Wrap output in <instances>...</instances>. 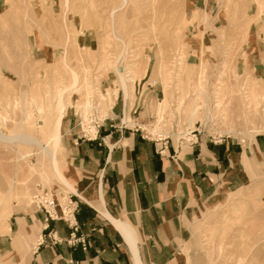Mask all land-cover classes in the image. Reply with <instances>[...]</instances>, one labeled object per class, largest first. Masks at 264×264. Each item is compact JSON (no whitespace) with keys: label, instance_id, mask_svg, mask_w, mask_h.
<instances>
[{"label":"rangeland","instance_id":"rangeland-1","mask_svg":"<svg viewBox=\"0 0 264 264\" xmlns=\"http://www.w3.org/2000/svg\"><path fill=\"white\" fill-rule=\"evenodd\" d=\"M203 3L207 10L188 0H0V239L14 216L33 211L41 189L81 200L52 135L69 105L86 125L93 101L104 113L118 87L129 95L140 80L160 87L155 107L167 133L197 127L247 147L264 135V54L252 62L249 53L254 30L264 38V0ZM108 77L116 87L103 92ZM256 158L251 180L242 166L241 186L194 215L183 264H264V161ZM21 244V254L31 250ZM11 262L0 251V264Z\"/></svg>","mask_w":264,"mask_h":264},{"label":"crops","instance_id":"crops-1","mask_svg":"<svg viewBox=\"0 0 264 264\" xmlns=\"http://www.w3.org/2000/svg\"><path fill=\"white\" fill-rule=\"evenodd\" d=\"M188 1L207 10V4H197L200 0ZM258 18L262 21L264 13ZM189 28L197 34V26ZM253 33L258 38L250 44L252 62L264 54L260 30ZM81 36L84 44L91 41L86 30ZM189 46L201 48L196 42ZM115 80L102 79L101 90L116 87ZM161 92L156 83L140 80L129 95L118 87L91 139L82 136L73 105L65 108L59 143L63 165L81 197L75 237L84 245L68 242L72 229L65 222L45 225L34 207L14 216L10 232L0 239V251L11 254V264H183L194 215L241 186L242 166L251 180L257 155L264 161V135L249 140L250 147L227 138L214 143L201 136L194 145L172 138L165 155H159L152 141L117 127L122 114L130 122L149 116ZM63 177L69 184L66 172ZM19 244L31 250L21 254Z\"/></svg>","mask_w":264,"mask_h":264},{"label":"built area","instance_id":"built-area-1","mask_svg":"<svg viewBox=\"0 0 264 264\" xmlns=\"http://www.w3.org/2000/svg\"><path fill=\"white\" fill-rule=\"evenodd\" d=\"M100 108L101 105H99L96 101H93L92 105L88 109V113H86L88 125L83 124L81 114H76L78 118V125L83 137L88 139L96 138L100 121L104 116V113H101ZM138 115L139 113H137L136 118ZM166 121V118L162 116L161 113L159 114L158 108L156 109L155 107L149 116L133 122L128 121V119L122 114L117 128L120 131L129 129L130 131L139 133L144 139L152 141L156 147V152L159 155H165L169 144L172 143L174 135L177 143H185L189 145L196 144L201 136H205L214 143H221L227 138L223 135H209L202 133L201 129L197 127L191 129L188 133H167L165 130ZM60 196L61 197L57 199L53 197L47 189H41L33 195L32 202L36 210L43 214V221L45 225H47V223L51 220H61L65 222L72 229L68 242H80L84 245L85 241L82 238L75 237V232L78 229L75 216L78 212L79 201L72 193H66Z\"/></svg>","mask_w":264,"mask_h":264},{"label":"bare ground","instance_id":"bare-ground-1","mask_svg":"<svg viewBox=\"0 0 264 264\" xmlns=\"http://www.w3.org/2000/svg\"><path fill=\"white\" fill-rule=\"evenodd\" d=\"M264 92V91H263ZM58 113V112H57ZM62 115H63V111L62 110H60L59 111V114L56 116V123H54L53 125V129H52V135H53V137H54V142H55V144L59 141V137H60V134H59V125H60V120H61V117H62ZM83 120V119H82ZM86 125H88V123L86 124ZM192 127V126H191ZM190 127V128H191ZM191 130V129H190ZM190 130H186V133H188ZM51 155L53 156V153L51 152ZM50 158H53V157H51L50 156ZM54 159V158H53ZM61 197V196H60ZM101 200V199H100ZM114 222V221H113ZM116 225V224H115ZM133 244V243H132ZM137 261V260H136ZM138 264V263H137Z\"/></svg>","mask_w":264,"mask_h":264}]
</instances>
